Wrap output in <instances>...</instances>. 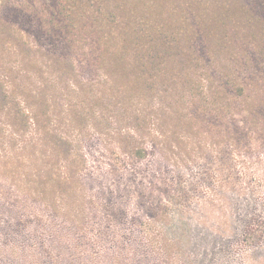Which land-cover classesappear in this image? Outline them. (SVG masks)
<instances>
[{"label": "trees", "instance_id": "trees-1", "mask_svg": "<svg viewBox=\"0 0 264 264\" xmlns=\"http://www.w3.org/2000/svg\"><path fill=\"white\" fill-rule=\"evenodd\" d=\"M220 3L219 0H0V32L36 18L43 35L63 42L59 44L60 53L54 52L57 55L52 66L58 79L47 83V89L56 92L63 86L66 91L65 80L72 78L81 87L66 93V97L76 95L81 101L85 95L83 99L90 103L87 104L90 109L77 117L70 116L65 123L67 128H62V122L54 118L47 102L35 95L32 97L39 102L30 101L21 86L0 71V193L4 195L0 194V202L4 203L1 205L10 206L12 214L32 212L31 206H41L43 212L56 216L67 226L60 232L53 221L47 223L46 227L53 230L54 244L71 239L70 246L66 245L69 253L78 249L79 242L72 240V235L86 232L89 214L83 211L78 215L53 206H82L81 197L85 206L80 182L85 163L82 151L91 135L87 123L94 120L97 107L116 115L121 125L131 124V119L133 128L147 142L144 143L147 147H139L137 143L131 148L133 142L125 141L124 146H117L121 153L135 160L154 154L160 168H185L196 160H204L205 155L218 152L219 143L235 140L231 137L236 136L238 129L231 130L227 122L237 116L231 112L240 97L236 88L238 75L252 70L255 64L247 56L232 55V66L223 73V80L214 75L219 68L218 54L208 41L217 35L214 9L223 8ZM209 10L212 11L208 13ZM22 46L29 58L31 50L26 48L27 44ZM8 57L7 61L13 59ZM215 84L220 85L224 95L213 91ZM95 91L100 96L90 97ZM191 107L205 109L218 124L209 131L203 130L198 113ZM246 113V122L253 125L251 134L264 131L261 121L253 120V110ZM105 125L109 131L110 121ZM30 128L33 144L25 136ZM214 138L221 141L218 143ZM189 143L195 145L191 150ZM101 144L107 153L119 157L113 143L101 141ZM118 160L122 164L121 158ZM151 219L140 225L151 250L142 264L144 261V264H179L175 251L180 243L169 244L171 240L165 233L168 228L164 222H158V214ZM245 221L242 242L249 246L259 242L262 235L254 221ZM42 223L37 218L31 225V238ZM221 229L218 232L221 235L230 231L226 225ZM187 246H191L190 242ZM90 259L91 262L83 264H127L124 257L107 258L103 253Z\"/></svg>", "mask_w": 264, "mask_h": 264}, {"label": "rangeland", "instance_id": "rangeland-1", "mask_svg": "<svg viewBox=\"0 0 264 264\" xmlns=\"http://www.w3.org/2000/svg\"><path fill=\"white\" fill-rule=\"evenodd\" d=\"M219 1L224 7L214 9L217 35L208 41L218 54L219 68L214 75L223 80V73L232 66V55L247 56L255 64L252 70L249 68L250 71L238 75L236 88L240 97L231 112L237 116L227 122L231 130L238 129L236 136L231 137L235 140L222 144L218 142L220 139L214 138L220 144L218 152L205 155L204 160H196L180 169L160 168L154 154L135 160L121 153L117 146H124L125 141L133 142L131 148L137 143L139 147H147L144 144L147 142L133 128L131 119V124L121 125L116 115L97 107L94 120L87 123L91 135L82 151L85 163L80 182L85 206L83 197L82 206H53L56 210L64 207L78 215L83 211L89 214L85 220L86 232L72 235V240L79 242L78 249L69 253L66 247L70 246L71 239L54 244L53 230L46 227L47 223L53 221L57 231L67 226L56 216L43 212L41 206H31L32 212L12 214L10 206L0 202V264H83V261L91 262V256L98 253L107 258L124 257L127 264H142L151 250L140 225L157 214L158 222H164L168 228L165 233L171 240L169 244L180 243L175 251L179 264H264V131L252 135L249 130L253 125L245 120L246 110L252 109L253 120L264 125V103H261L264 102V0ZM213 15L214 12L206 18ZM28 19L16 24L14 29L0 32V57L3 58L0 71L21 86L31 97L30 101L39 102L32 97L35 95L47 102L54 118L62 122V128H67L66 120L90 109L87 105L90 103L83 99L85 95L81 96L84 103L76 95L66 97V93L81 87L72 78L65 80L66 91L63 86L56 92L47 89V83L58 79L54 75L57 70L52 66L55 55L62 50L58 49L59 44L63 42L43 35L38 19ZM25 44L31 50L29 58L22 46ZM8 56L13 59L7 61ZM196 73L199 75L200 69ZM213 91L224 95L218 84ZM92 96H100V92L95 91ZM191 108L198 113L203 130L209 131L218 124L205 109ZM108 120L109 131L105 125ZM32 134L30 128L25 136L30 140ZM101 141L113 143L119 157L107 153ZM33 142L31 138V144ZM193 146L189 143V150ZM117 158H121L122 164ZM72 193L69 194L76 196ZM37 218L43 221L42 227L31 238L29 228ZM245 220L254 221L262 235L259 242L249 246L242 242ZM225 225L230 231L219 234ZM188 242L191 246H187ZM56 247L59 251H55Z\"/></svg>", "mask_w": 264, "mask_h": 264}]
</instances>
